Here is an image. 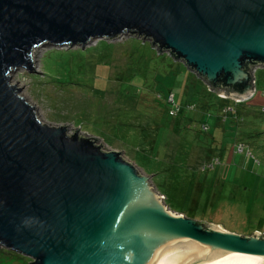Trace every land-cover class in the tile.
<instances>
[{
  "label": "water",
  "instance_id": "1",
  "mask_svg": "<svg viewBox=\"0 0 264 264\" xmlns=\"http://www.w3.org/2000/svg\"><path fill=\"white\" fill-rule=\"evenodd\" d=\"M134 33L213 88L254 92L264 0H0V245L33 264H264V232L172 209L122 150L42 121L11 82L43 42Z\"/></svg>",
  "mask_w": 264,
  "mask_h": 264
},
{
  "label": "rangeland",
  "instance_id": "2",
  "mask_svg": "<svg viewBox=\"0 0 264 264\" xmlns=\"http://www.w3.org/2000/svg\"><path fill=\"white\" fill-rule=\"evenodd\" d=\"M42 44L33 50V70L10 72L11 82L22 86L20 94L42 121L65 124L69 133L91 135L97 143L102 140L104 149L124 151L142 173L151 174V184L173 209L239 233L264 232V113L252 123L260 134L250 136V124L234 130L227 124L226 136L211 149L198 144L194 129L182 133L172 127L175 114L184 106L190 110L187 103L196 102L210 86L183 60L156 52L139 34L93 37L85 45ZM252 76L253 92L258 89L254 102L264 90L262 63ZM207 116L215 133L217 115ZM213 155L219 160L212 167ZM158 160L161 170L152 173ZM176 174L187 176L167 197ZM11 250L0 245V264H33V257L19 252L20 260L10 259Z\"/></svg>",
  "mask_w": 264,
  "mask_h": 264
},
{
  "label": "trees",
  "instance_id": "3",
  "mask_svg": "<svg viewBox=\"0 0 264 264\" xmlns=\"http://www.w3.org/2000/svg\"><path fill=\"white\" fill-rule=\"evenodd\" d=\"M155 51L158 52L157 50ZM256 86H257V80H256ZM206 90L207 91H204V93L201 94L200 98L196 102L187 103L188 106H190V110H186V106H184L182 107V110L178 114H175L177 115L176 116L177 119L172 126L173 129H176L178 131L183 130L182 133H185L187 130L191 128L194 129L196 133L195 139L198 142V144L200 143L201 145H204L211 149L217 148V144L219 143L218 141H220L221 137H224L227 134L225 131L227 130V124H229L230 130H234L237 129V126H239L240 129L244 124H250L253 126L252 123L261 120L259 115H262V113H264V90L261 93L262 96L259 97L258 99H255L254 102H253V98L256 97V95L258 94L257 87L255 88V92L253 93V95L247 99L231 96L230 92L232 90L231 88L228 87H225L223 89L222 87H218L217 89V88H213L210 85L209 87L206 88ZM175 102L176 104H180L176 100V97H175ZM214 113L217 115L216 116L217 127L215 129V133L212 130V126L208 123L206 119L208 117L207 115H211V114L214 115ZM205 115L207 117H205ZM258 116L260 119H258ZM222 120L225 122V125H223ZM252 126L247 131L250 136H253L254 134H260L262 132L261 128L254 126L252 127ZM200 134H205V136L204 137L200 136L199 138ZM240 142L241 141L237 143L239 144ZM241 145L243 146V144ZM211 158L215 159L217 158V156L213 155ZM213 159L210 160L212 162V167L215 166L216 164V161ZM217 159L219 160V158ZM158 161L159 162H156L155 165L152 166L151 168L152 173L153 172L156 173L161 170L160 164L162 161L161 160ZM180 165H184V162L180 163ZM204 168H206V166H204ZM177 171L179 170L177 169ZM178 173L179 172H177V174ZM177 174L172 175V178H170V180L172 179L170 181L172 183V186L169 187L171 189L165 191L167 197L169 196L168 192H174L175 189L174 186H176L175 184L177 182L184 183V179L187 176L186 175L185 177H180L177 176ZM175 210L186 213V211L182 209L175 208ZM255 230H257V228ZM10 252L12 254L10 259L20 260V257H22L21 254L16 253L17 251L11 250Z\"/></svg>",
  "mask_w": 264,
  "mask_h": 264
},
{
  "label": "built area",
  "instance_id": "4",
  "mask_svg": "<svg viewBox=\"0 0 264 264\" xmlns=\"http://www.w3.org/2000/svg\"><path fill=\"white\" fill-rule=\"evenodd\" d=\"M171 98L173 99V96H172ZM238 148L242 150V149H243V146H242V145H239ZM216 160H218V159L215 158V161H216Z\"/></svg>",
  "mask_w": 264,
  "mask_h": 264
},
{
  "label": "bare ground",
  "instance_id": "5",
  "mask_svg": "<svg viewBox=\"0 0 264 264\" xmlns=\"http://www.w3.org/2000/svg\"><path fill=\"white\" fill-rule=\"evenodd\" d=\"M129 34H134V33H129ZM46 42H49V41H46ZM45 44V43H44ZM43 45V44H42Z\"/></svg>",
  "mask_w": 264,
  "mask_h": 264
}]
</instances>
